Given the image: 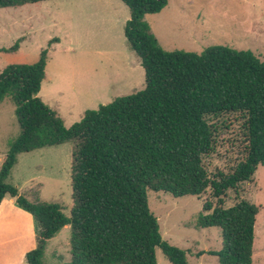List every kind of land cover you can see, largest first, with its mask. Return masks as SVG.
<instances>
[{
    "label": "trees",
    "instance_id": "obj_1",
    "mask_svg": "<svg viewBox=\"0 0 264 264\" xmlns=\"http://www.w3.org/2000/svg\"><path fill=\"white\" fill-rule=\"evenodd\" d=\"M52 0H0V10ZM130 10L124 29L130 50L145 73V87L85 112L66 128L39 97L46 78L49 41L34 64H11L0 73V105H15L19 135L11 139L0 169V205L6 196L34 219L36 248L27 264H42L49 242L70 226V264H158L157 250L171 264H188L187 251L162 238L149 207L150 191L175 198L211 191L197 229L219 228L222 246L209 252L217 264H254L259 208L239 199V188L264 167V62L251 51L213 46L203 53L165 51L145 21L168 0H120ZM23 39L0 53L20 50ZM241 114L245 157L229 173H210L204 159L216 148L211 118ZM69 145L72 207L30 202L9 185L18 156ZM238 202L226 207L229 191ZM204 252L198 253V256Z\"/></svg>",
    "mask_w": 264,
    "mask_h": 264
},
{
    "label": "rangeland",
    "instance_id": "obj_2",
    "mask_svg": "<svg viewBox=\"0 0 264 264\" xmlns=\"http://www.w3.org/2000/svg\"><path fill=\"white\" fill-rule=\"evenodd\" d=\"M129 8L120 0H52L20 8L0 10V49L23 39L17 53H0V73L11 64H34L50 40L46 77L39 97L63 121L66 128L79 123L86 111L112 103L145 87V73L126 41L124 29ZM145 21L160 46L168 52L201 54L213 46L251 51L264 62V0H168L159 14ZM216 130L215 151L204 159L210 173L232 172L245 157L247 137L241 114L211 118ZM15 105H0V152H8L11 139L19 135ZM5 144V146H4ZM18 180L41 184V198L61 204L70 216L72 207L71 154L68 144L26 154L17 169ZM9 185V181H7ZM239 199L259 208L255 226L254 264H264V167L239 188ZM149 207L157 217L162 238L187 251L188 264H217L209 252L222 246L219 228L197 229L201 197L175 198L150 191ZM31 202V201H30ZM238 202L229 191L226 207ZM71 228L65 226L48 244L42 264H70ZM204 252L198 256V253ZM158 264H171L157 250Z\"/></svg>",
    "mask_w": 264,
    "mask_h": 264
},
{
    "label": "crops",
    "instance_id": "obj_3",
    "mask_svg": "<svg viewBox=\"0 0 264 264\" xmlns=\"http://www.w3.org/2000/svg\"><path fill=\"white\" fill-rule=\"evenodd\" d=\"M26 154L29 153H23L18 156L17 163L7 181L16 187L19 194L29 201H43L41 198V184L38 181L29 180L23 182L17 179V176H19L17 169ZM5 156V150L3 153L0 152V169ZM35 248L36 234L32 215L19 208L16 204V199L6 196L0 205V264H27L26 254Z\"/></svg>",
    "mask_w": 264,
    "mask_h": 264
}]
</instances>
